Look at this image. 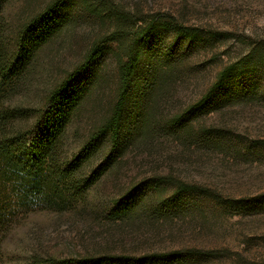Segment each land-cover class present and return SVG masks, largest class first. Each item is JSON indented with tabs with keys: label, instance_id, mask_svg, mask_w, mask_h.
Segmentation results:
<instances>
[{
	"label": "rangeland",
	"instance_id": "obj_1",
	"mask_svg": "<svg viewBox=\"0 0 264 264\" xmlns=\"http://www.w3.org/2000/svg\"><path fill=\"white\" fill-rule=\"evenodd\" d=\"M53 1H7L1 13L8 43ZM54 18L59 28L10 105L40 109L90 47L104 42L74 80L81 94L67 154L110 115L118 60L132 35L151 20L156 25L136 45L141 57L116 145L108 132L98 138L92 166L102 169L99 182L67 211L16 213L2 238L0 264L34 256L90 264H264V0H70ZM169 22L187 35H176ZM225 68L222 85L200 106ZM159 178L172 182L151 185ZM174 183L220 198L177 194ZM129 191L132 207L110 218L112 204ZM116 257L133 262L108 260Z\"/></svg>",
	"mask_w": 264,
	"mask_h": 264
},
{
	"label": "trees",
	"instance_id": "obj_2",
	"mask_svg": "<svg viewBox=\"0 0 264 264\" xmlns=\"http://www.w3.org/2000/svg\"><path fill=\"white\" fill-rule=\"evenodd\" d=\"M9 0H0V248L3 236L14 222L16 213H29L36 207L50 211L64 212L75 204L84 203L87 194L102 177L101 167H93L98 157V138L108 132L110 142L116 145L119 138L120 120L123 106L127 100L128 89L141 57L138 43H144L155 21H149L135 31L126 48L124 58L118 60V89L116 101L110 115L103 124L92 132L86 143L76 152L67 154L64 150L67 129L76 113V104L81 94L80 85L74 80L87 69L101 54L104 42L94 43L83 63L45 98L40 109H30L22 105H10L18 94L24 75L36 60L41 46L59 28L54 13L65 2L55 0L31 18L14 36L12 43L5 37L2 7ZM179 37L187 35L188 30L172 25ZM186 38V37H185ZM106 40V39H105ZM229 72L223 69L215 83L200 99L204 105L220 88ZM92 162V163H91ZM169 179H156L151 185ZM176 193L213 192L202 187L174 183ZM133 191L117 198L108 212L110 218L124 216L133 205ZM135 202V201H134ZM146 257H153L146 256ZM113 263H132L131 258H111ZM90 260H59L54 257L30 258L24 264H90ZM1 263V253H0ZM91 264H96L95 262Z\"/></svg>",
	"mask_w": 264,
	"mask_h": 264
}]
</instances>
